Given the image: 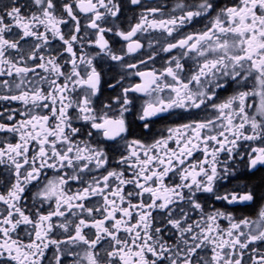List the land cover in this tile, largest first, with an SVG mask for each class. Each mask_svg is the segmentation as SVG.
<instances>
[{
	"label": "snow or ice",
	"instance_id": "snow-or-ice-1",
	"mask_svg": "<svg viewBox=\"0 0 264 264\" xmlns=\"http://www.w3.org/2000/svg\"><path fill=\"white\" fill-rule=\"evenodd\" d=\"M0 264H264V0H0Z\"/></svg>",
	"mask_w": 264,
	"mask_h": 264
},
{
	"label": "flooded vegetation",
	"instance_id": "flooded-vegetation-1",
	"mask_svg": "<svg viewBox=\"0 0 264 264\" xmlns=\"http://www.w3.org/2000/svg\"><path fill=\"white\" fill-rule=\"evenodd\" d=\"M222 2H225V0H222Z\"/></svg>",
	"mask_w": 264,
	"mask_h": 264
}]
</instances>
